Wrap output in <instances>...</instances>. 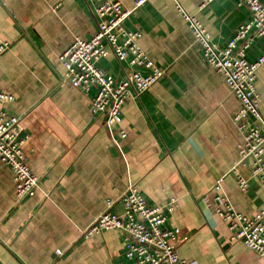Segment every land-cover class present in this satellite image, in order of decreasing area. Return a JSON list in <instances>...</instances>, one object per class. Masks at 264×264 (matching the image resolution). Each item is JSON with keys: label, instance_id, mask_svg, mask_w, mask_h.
Here are the masks:
<instances>
[{"label": "crops", "instance_id": "1", "mask_svg": "<svg viewBox=\"0 0 264 264\" xmlns=\"http://www.w3.org/2000/svg\"><path fill=\"white\" fill-rule=\"evenodd\" d=\"M103 1L0 0V43H11L0 56V90L15 96L5 107L20 117L21 134L30 136L28 164L40 177L35 195L19 200L13 172L0 160L1 263L137 264L126 255L123 231L81 234L109 203L122 213L132 183L153 206L175 200L164 227L189 235L178 245L181 257L199 264H264V256L231 241L227 222L216 213L218 180L246 215L264 211V188L257 178L248 192L237 183L251 168L250 160L238 163L242 135L233 117L239 101L224 76L204 63L177 5L196 15L221 47L250 20L249 9L238 0H146L134 9L124 25L141 31L139 44L166 73L139 98L127 99L123 138L107 128L105 114L92 113L97 89L75 88L60 61L76 37L97 33L95 10ZM116 1L127 8L136 3ZM263 53L264 36L255 37L246 57L254 62ZM102 65L118 81L134 69L112 55ZM256 88L264 121V64Z\"/></svg>", "mask_w": 264, "mask_h": 264}, {"label": "built area", "instance_id": "2", "mask_svg": "<svg viewBox=\"0 0 264 264\" xmlns=\"http://www.w3.org/2000/svg\"><path fill=\"white\" fill-rule=\"evenodd\" d=\"M145 2L136 0L134 8H127L121 1H103L95 10L97 33L90 39L76 37L60 55L65 79L86 93L97 89L91 103L92 113L105 114L107 128L111 133L118 131L123 138L127 134L120 125L127 99L139 98L166 73L139 44L141 31L127 30L124 25L134 9ZM238 5L246 6L251 18L239 26L225 47L212 41L210 32L196 15L188 13L180 4L177 6L201 45L204 63L224 76L228 88L239 101L240 106L233 117L242 135L238 145V163L250 160L251 168L249 177L241 174L237 176V183L243 192H248L252 178L259 179L264 188V121L256 88L258 70L264 64V53L254 62L246 57L254 38L264 36V4L261 0H238ZM10 46L9 41L1 42L0 56ZM110 55L120 63L129 60L130 66L134 68L124 80L118 81L102 65V60ZM142 69L148 72L143 73ZM14 100V95L0 90V160L11 168L17 199L22 200L35 195L40 177L28 164L26 145L30 136L22 135L18 130L20 117L6 110L5 106ZM214 190L215 210L227 222L231 241H240L258 255L264 256V211L254 215L238 212L223 190L221 179L215 183ZM122 204V213H117L110 210L109 203L107 210L81 230L82 236L89 238L104 230H121L128 237L126 255L137 264H199L195 259L181 257L178 252V245L188 240L189 235L183 234L180 228L164 227L168 219L165 211H174V199L166 207L153 206L131 183L122 197Z\"/></svg>", "mask_w": 264, "mask_h": 264}, {"label": "water", "instance_id": "3", "mask_svg": "<svg viewBox=\"0 0 264 264\" xmlns=\"http://www.w3.org/2000/svg\"><path fill=\"white\" fill-rule=\"evenodd\" d=\"M0 264H3V263H1V261H0Z\"/></svg>", "mask_w": 264, "mask_h": 264}]
</instances>
